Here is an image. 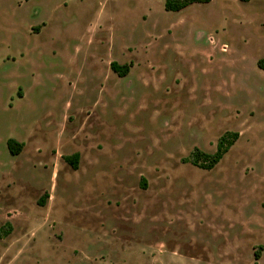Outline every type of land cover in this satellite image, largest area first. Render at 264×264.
Instances as JSON below:
<instances>
[{
	"label": "rangeland",
	"instance_id": "obj_1",
	"mask_svg": "<svg viewBox=\"0 0 264 264\" xmlns=\"http://www.w3.org/2000/svg\"><path fill=\"white\" fill-rule=\"evenodd\" d=\"M164 4L0 0V264H264V0Z\"/></svg>",
	"mask_w": 264,
	"mask_h": 264
},
{
	"label": "trees",
	"instance_id": "obj_2",
	"mask_svg": "<svg viewBox=\"0 0 264 264\" xmlns=\"http://www.w3.org/2000/svg\"><path fill=\"white\" fill-rule=\"evenodd\" d=\"M212 0H165L164 8L167 12L178 13L191 5L194 4H209ZM242 2H247L248 0H240ZM258 67L264 70V59L258 61ZM111 69L113 72L118 74L120 77H125L129 73L130 67L128 65H119L114 62L111 65ZM239 134L228 132L225 133L218 141L217 150L215 154H208L199 149H195L189 158H186L184 162L191 163L192 165L199 167L204 170H212L216 167L218 163L224 158V156L229 152L231 147L238 140ZM7 147L11 155L17 156L22 152L24 147L23 143L18 142L17 140L11 138L7 141ZM66 161L75 169H78L80 155L77 153L73 156H69L65 158ZM47 195L43 196L40 205L44 206ZM9 225V224H8ZM10 226L8 230L4 231L0 229V238L5 237L10 234ZM264 249V248H262ZM259 254L256 252L255 257L258 258Z\"/></svg>",
	"mask_w": 264,
	"mask_h": 264
},
{
	"label": "crops",
	"instance_id": "obj_3",
	"mask_svg": "<svg viewBox=\"0 0 264 264\" xmlns=\"http://www.w3.org/2000/svg\"><path fill=\"white\" fill-rule=\"evenodd\" d=\"M198 249L200 252L199 256H201L202 259L219 260L224 257L223 249L219 247H216L213 251L209 247L198 248ZM167 257L169 258L171 262L178 263V264H206V260L201 262L198 255L193 256V254L183 252L179 248L170 249Z\"/></svg>",
	"mask_w": 264,
	"mask_h": 264
}]
</instances>
